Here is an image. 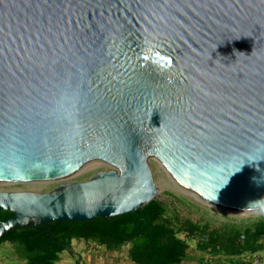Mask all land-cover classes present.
Masks as SVG:
<instances>
[{
	"label": "water",
	"instance_id": "1",
	"mask_svg": "<svg viewBox=\"0 0 264 264\" xmlns=\"http://www.w3.org/2000/svg\"><path fill=\"white\" fill-rule=\"evenodd\" d=\"M150 157L207 207L264 214V0H0V183L65 182L0 189V238L139 211Z\"/></svg>",
	"mask_w": 264,
	"mask_h": 264
},
{
	"label": "trees",
	"instance_id": "2",
	"mask_svg": "<svg viewBox=\"0 0 264 264\" xmlns=\"http://www.w3.org/2000/svg\"><path fill=\"white\" fill-rule=\"evenodd\" d=\"M12 215L11 211L0 210V221ZM184 232L188 234H183L185 237H198V250L210 256V260L213 257L235 263L264 249L263 218L249 227L232 225L209 229L208 225L201 226L189 219L173 220L157 199L143 205L139 211L112 218L57 220L37 229H13L0 238V245L10 243L12 252L18 254L24 264H57L60 254L74 239L93 241L110 250L128 246V257L136 264H179L188 258L190 248L179 236Z\"/></svg>",
	"mask_w": 264,
	"mask_h": 264
},
{
	"label": "rangeland",
	"instance_id": "3",
	"mask_svg": "<svg viewBox=\"0 0 264 264\" xmlns=\"http://www.w3.org/2000/svg\"><path fill=\"white\" fill-rule=\"evenodd\" d=\"M148 162L157 188L155 199L161 201L165 205L167 215L170 216L173 220H176L177 218L183 220L189 219L194 223H198L201 226L208 225L209 229H223L227 226L232 225H238L242 228L249 227L253 226L259 219H264V214L258 216H241L211 209L196 200L195 198H193L192 196H190L189 194H187L186 192L179 189L172 182H170L163 174H161L153 157H150ZM109 169L110 167L104 163L97 161L91 162L83 166L80 171L70 177L68 181H86L95 173L101 170ZM62 183L65 182L62 180H47L25 183H0V189L49 192L58 188L59 185H61ZM179 236L181 238H184L190 245V248L188 250V257L194 258L196 260V264H238L239 262L236 260L235 263H229L228 260H216L213 257L210 260V256L198 250V237H185L183 233H179ZM73 247L74 249H80V245L78 244V242H75V240L72 243V248ZM67 249L70 250V248ZM68 250H66L64 254L60 255L61 262H59L58 264H79V260L77 259H71L67 262L64 261L63 257L66 254L68 256ZM252 256H260V264H264V249L262 251H259L258 253L252 254L251 257Z\"/></svg>",
	"mask_w": 264,
	"mask_h": 264
},
{
	"label": "crops",
	"instance_id": "4",
	"mask_svg": "<svg viewBox=\"0 0 264 264\" xmlns=\"http://www.w3.org/2000/svg\"><path fill=\"white\" fill-rule=\"evenodd\" d=\"M74 240L78 242L80 249L72 248ZM74 240H72L70 250H68L67 247L63 253H61L64 254L66 250L69 251V253L67 252L68 256L66 254L63 257L65 262L71 259H77L79 260V264H136L128 257V246H123L122 249L110 250L104 246L97 245L93 241H85L84 239ZM19 259V255L12 252L10 243L6 242L0 246V264H24V261L21 259L19 261ZM59 262H61V259L57 261V264ZM179 264H196V260L188 257Z\"/></svg>",
	"mask_w": 264,
	"mask_h": 264
},
{
	"label": "built area",
	"instance_id": "5",
	"mask_svg": "<svg viewBox=\"0 0 264 264\" xmlns=\"http://www.w3.org/2000/svg\"><path fill=\"white\" fill-rule=\"evenodd\" d=\"M184 235H188L186 232L183 233ZM205 238V236H204ZM261 258L260 256H244L241 258L238 264H260Z\"/></svg>",
	"mask_w": 264,
	"mask_h": 264
},
{
	"label": "bare ground",
	"instance_id": "6",
	"mask_svg": "<svg viewBox=\"0 0 264 264\" xmlns=\"http://www.w3.org/2000/svg\"><path fill=\"white\" fill-rule=\"evenodd\" d=\"M6 183H8V182H6Z\"/></svg>",
	"mask_w": 264,
	"mask_h": 264
}]
</instances>
